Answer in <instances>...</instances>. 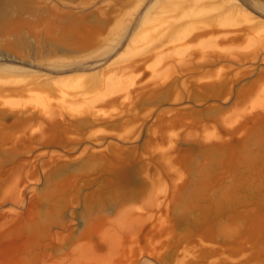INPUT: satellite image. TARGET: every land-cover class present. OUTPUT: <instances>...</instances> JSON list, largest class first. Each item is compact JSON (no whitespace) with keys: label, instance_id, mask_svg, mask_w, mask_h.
<instances>
[{"label":"rangeland","instance_id":"rangeland-1","mask_svg":"<svg viewBox=\"0 0 264 264\" xmlns=\"http://www.w3.org/2000/svg\"><path fill=\"white\" fill-rule=\"evenodd\" d=\"M0 264H264V0H0Z\"/></svg>","mask_w":264,"mask_h":264},{"label":"bare ground","instance_id":"bare-ground-1","mask_svg":"<svg viewBox=\"0 0 264 264\" xmlns=\"http://www.w3.org/2000/svg\"><path fill=\"white\" fill-rule=\"evenodd\" d=\"M217 27V26H216ZM219 27V26H218ZM218 29H220V31H222L221 30V28L219 27ZM215 30V29H214ZM216 32H219V31H217V28H216V30H215ZM209 53H211V52H209ZM119 79V78H118ZM120 80H121V78H120ZM120 80L118 81V82H120ZM79 83H77V85H78ZM122 84H123V82H122ZM118 85H119V89L120 90H125V93H124V96L125 97H127L129 94H130V89H129V87H127V86H124V85H121V84H119L118 83ZM92 86H95L94 84L92 85ZM117 88V87H116ZM99 93V92H98ZM107 95H108V93L107 92H105V91H103V92H101L100 93V95H95V97H94V99L92 98V105H90V108H91V111H90V113L93 115V116H98L99 115V111H100V109H98V104L96 105V104H94L93 102H95V100L98 98H104V97H107ZM111 97H114V98H118V96H111ZM113 100V99H112ZM114 100H116V99H114ZM108 102V101H107ZM99 117V116H98Z\"/></svg>","mask_w":264,"mask_h":264}]
</instances>
